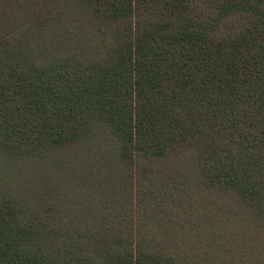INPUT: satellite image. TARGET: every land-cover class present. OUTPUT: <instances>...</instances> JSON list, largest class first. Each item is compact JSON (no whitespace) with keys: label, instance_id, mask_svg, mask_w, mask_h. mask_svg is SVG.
Masks as SVG:
<instances>
[{"label":"trees","instance_id":"1","mask_svg":"<svg viewBox=\"0 0 264 264\" xmlns=\"http://www.w3.org/2000/svg\"><path fill=\"white\" fill-rule=\"evenodd\" d=\"M0 264H264V0H0Z\"/></svg>","mask_w":264,"mask_h":264}]
</instances>
